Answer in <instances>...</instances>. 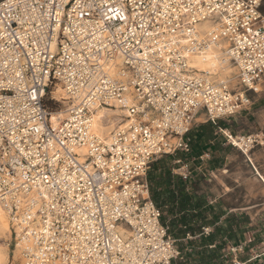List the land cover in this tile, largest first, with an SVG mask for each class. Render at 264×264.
Masks as SVG:
<instances>
[{"label":"snow or ice","instance_id":"6c2138e0","mask_svg":"<svg viewBox=\"0 0 264 264\" xmlns=\"http://www.w3.org/2000/svg\"><path fill=\"white\" fill-rule=\"evenodd\" d=\"M47 3L48 0H42L39 7L45 9ZM141 6L149 9V16L159 28L154 24L149 30L147 22H143L139 33L132 29L131 37L125 33L119 42H110L111 47L102 42L99 47L86 44L89 55L80 58L84 66L81 81L76 83L77 91L67 89L82 101L78 109L80 118L65 126L59 116H52L55 134L44 138L43 144L40 141L45 125L29 128L31 118L23 123L14 119L12 125L0 130V230L6 234L5 225L10 226L11 213L23 207L25 219L41 217L40 232L44 238L37 235L36 240L46 245L47 237L56 239L55 232L49 230L53 210L58 218L67 215L70 227L63 229L61 251L72 253L71 264H124V249L113 243L100 254L98 237L103 234L110 240H118L119 206L125 197L143 192L134 187L129 191L125 186L119 196L110 195L107 200L101 196V204L114 201L115 205L111 216L107 211L103 213L107 232L98 233L96 211H90L95 208L89 194L93 181L102 187L107 183L115 184L117 180L124 183L121 178L129 177L130 170L116 159L117 155L126 156L129 166L133 165L135 156V166L139 169L140 154L147 151L144 145L148 143L154 150L156 147L147 129L166 126L163 121L170 117L173 100L177 105L195 103L196 88L201 80L192 70L199 69L202 74L211 72L221 89L235 87L239 90L243 85L254 84L255 80L250 79L253 69L264 78V61L259 66L233 62L237 53L230 48L227 38L232 33L235 39L233 20L238 15V4L226 5L221 0H150V4ZM114 14L126 20L119 12ZM47 15L53 12L48 10ZM55 15L58 17L59 12ZM32 19L29 16L19 22L23 25ZM106 19L112 17L106 15ZM98 27L104 30L103 25ZM22 32L29 34L23 28ZM15 35L7 36L5 46L15 45ZM112 35L119 36V30ZM92 38L97 39L95 33ZM19 44H24L23 37ZM12 50L15 51V46ZM7 60L5 56V68ZM165 80L170 81L171 88ZM177 81L179 87L175 86ZM156 89H163V94ZM32 99H36L35 94ZM76 108L74 104L73 109ZM109 168L111 176L115 177L111 181L108 180ZM95 169H104L103 177ZM104 191L110 192V189ZM56 223L59 224V219ZM27 235L33 233L28 231ZM157 248L163 253L162 264L167 256L175 254L163 244L157 243ZM45 251L53 250L46 247ZM60 264H69V257L65 255Z\"/></svg>","mask_w":264,"mask_h":264},{"label":"built area","instance_id":"2783aa9c","mask_svg":"<svg viewBox=\"0 0 264 264\" xmlns=\"http://www.w3.org/2000/svg\"><path fill=\"white\" fill-rule=\"evenodd\" d=\"M221 2L240 6L238 15L233 20L235 39H232V33H229L227 38L230 48L237 53L236 57H233V62H250L259 66L261 61H264V16L260 12L261 0H221ZM41 3L42 0H0V37L3 38L0 39V49H3L0 51V121H3L0 123V130L12 125L14 119L23 123L27 118H31V123L27 125L29 128L45 125L40 141L43 144L44 138L55 134V126L51 121L52 112L63 110L66 113L62 119L65 126L74 119L80 118L78 109L82 101H78L67 89L71 87L73 93L77 91L76 83L81 81L80 72L84 66L80 63V58L89 55L86 44L99 47L102 42L108 43L111 47L110 42L114 40L119 42L124 38L125 33L131 37L132 29L139 33L141 23L147 22L151 30L155 22L149 16V9L141 6L150 4V0H48L45 9L39 7ZM9 4L11 7H6ZM53 5L58 7L53 8ZM48 10L52 11L53 15L48 16ZM57 11L58 17L55 15ZM115 12H119V15L124 16L126 20H120ZM105 14L112 19H106ZM29 16L33 18L31 22L21 25L20 19L27 20ZM237 20L241 22L237 23ZM98 25H103L104 30L102 31ZM155 26L159 28V24ZM22 28L29 34L24 35ZM118 30L120 35L114 38L112 33ZM12 33L16 34L13 36L15 45L5 46L4 40ZM92 33H95L97 39L92 38ZM21 37L24 39L23 45L19 44ZM223 40L222 37L221 41ZM14 46L15 51L12 50ZM17 53H19L18 59ZM5 56L8 57L7 68H5ZM16 72L20 75L17 76ZM192 72L201 80L202 85L196 88L195 103L177 105L173 100L170 117L163 121L166 126L163 129L160 127L147 129L156 147L154 150L148 143L144 145L147 151H142L140 154L139 169L135 166L137 162L135 156H133V165L129 166L126 156L117 155L116 159L130 170L129 177L121 178L124 183L117 180L115 184L107 183L102 187L100 183L93 181L94 186L89 194L93 197L92 203L95 208L90 211H96L98 233L107 232L103 213L107 211L111 216L112 207L115 205L114 201L101 204V196L106 200L110 195L119 196L125 190V186L129 191L134 187L143 192L142 195L133 193L130 198H124V203L119 206L121 222L116 229L119 239L113 241L108 239L107 235H100L98 237L100 254H104V250L114 243L117 248L124 249L122 253L124 264H162L163 253L157 248V243H160L168 246L169 252H175L174 255L165 258L164 264H195L177 246V240L172 236L169 225L162 222L165 209L157 207L151 199L148 180L150 166L161 157L188 152L187 135L192 130L197 116L203 115L207 122L216 124L218 121L233 118L249 110L252 106L251 97L264 94V78L253 69L250 79L255 80L254 84L243 85L239 90L235 87L221 89L217 80H213L208 74L197 75L196 70ZM164 83L172 87L169 80H165ZM57 85L63 89L66 99L57 100L53 96V90ZM175 86H180L179 81ZM156 91L163 94V89ZM33 94L36 95V99H32ZM74 104L77 106L75 110ZM157 119L160 120L159 115ZM214 134L222 136L225 144L242 155L252 167L250 158L252 151L264 145V135L259 133L237 134L218 127ZM208 158V154H205L200 159ZM174 166L171 175L186 183L191 176L188 165L178 159L175 160ZM95 170L103 177L104 169ZM108 171V180H114L115 177L111 176V168ZM83 183L81 181V184ZM105 188H109L110 192H105ZM24 217L23 207L11 213V222L16 223L18 227V232L12 229V237L15 245L18 244L20 264H60L65 255L69 257L71 264L72 253L61 251V237L65 235L63 229L70 227L67 215L58 218L53 210V224L49 230L55 232L56 239L53 241L51 237H47L46 245L36 240L37 235L44 238L40 232L41 217L37 215L33 220ZM57 219L59 224L56 223ZM21 220L23 223L20 222ZM77 227L79 228L80 225L78 224ZM84 227L87 228L88 225ZM182 228L187 230L185 227ZM209 229L211 228L201 227L199 237L203 239L211 237L212 229ZM28 231L33 235H27ZM187 231L185 235L189 237L191 232ZM245 245L244 243L228 246L226 250L213 241L205 248L208 252L218 250L225 255L234 254V260L228 264H246L241 259L238 261ZM46 247L53 251L46 252Z\"/></svg>","mask_w":264,"mask_h":264},{"label":"rangeland","instance_id":"374dc122","mask_svg":"<svg viewBox=\"0 0 264 264\" xmlns=\"http://www.w3.org/2000/svg\"><path fill=\"white\" fill-rule=\"evenodd\" d=\"M260 12L264 16V0H261ZM251 99L252 106L249 110L233 118L218 121L219 126L215 127L206 141L197 139L207 133L206 130H200V126L207 123L206 118L203 115L197 116L192 130L187 135L188 152L161 157L152 164L154 168L150 166L149 172L156 170L155 178H159L167 169L172 174L175 160L180 159L188 165L191 172L190 179L185 183L187 192L194 191L195 197L203 196V201L207 204L200 216L193 218L190 223L193 232L189 237L185 235L188 231L183 230L181 226L172 228L170 218L166 212L164 214L165 223L169 225L172 236L177 240V246L195 264H228L234 260L232 253L225 255L218 250L206 251L205 246L209 242L199 237L201 227L212 229L214 241L220 244V248L227 250L228 246L245 243L244 252L238 261L245 258L247 264H264V178L260 177L264 175V146L252 151V167L242 155L225 144L222 136L214 134L215 130L221 127L237 134L264 135V118H261V115H264V94L252 96ZM205 154H208L209 158L200 159ZM260 156L262 159H256ZM221 171L225 174L223 180L228 191L224 189V185L222 190L227 192L226 194H222L217 185V182L223 183L214 177H220ZM215 231L218 233L215 234ZM13 249L12 238L9 246V264H20V256L14 257ZM259 260L261 262H258Z\"/></svg>","mask_w":264,"mask_h":264},{"label":"trees","instance_id":"16d2710c","mask_svg":"<svg viewBox=\"0 0 264 264\" xmlns=\"http://www.w3.org/2000/svg\"><path fill=\"white\" fill-rule=\"evenodd\" d=\"M220 123L212 124L207 122L200 126V130H206L207 133L200 135L197 139L206 141L211 132ZM193 133V131H192ZM194 134V133H193ZM192 134V135H193ZM154 168V165H152ZM156 170L148 172V180L151 187V199L157 207L164 208L166 215L170 218L172 228L176 226L185 227L190 232V223L193 218H198L205 204L202 197H195L192 193L187 192L186 184L181 182L178 177L171 175L170 170H164L161 177L155 178ZM154 185V186H153ZM165 223V218H162ZM230 231V227H229ZM218 232L215 231V234ZM215 235L209 237L207 242L213 241Z\"/></svg>","mask_w":264,"mask_h":264},{"label":"bare ground","instance_id":"6f19581e","mask_svg":"<svg viewBox=\"0 0 264 264\" xmlns=\"http://www.w3.org/2000/svg\"><path fill=\"white\" fill-rule=\"evenodd\" d=\"M219 51V49H217ZM193 59H195V55H193ZM198 73L197 75H200L201 72L199 69H195ZM213 80L216 79V77H212L211 72L207 73ZM217 80V79H216ZM53 96L59 100V99H66L65 93L61 86L57 85L54 90H53ZM66 113L63 110L60 111H54L51 113V121H52V116H59L61 120L65 117ZM264 146V145H263ZM262 146V147H263ZM264 192V191H263ZM262 192V194H264ZM8 227V231L5 234L3 230H0V264H9L10 263V258H9V246L11 244L12 240V229H15L16 232H18V227H16V223L11 222L10 220V226L8 224L5 225ZM14 253V257L19 255V249H18V244L15 245L14 243V249L12 251ZM14 259V258H13Z\"/></svg>","mask_w":264,"mask_h":264},{"label":"crops","instance_id":"0c3cea01","mask_svg":"<svg viewBox=\"0 0 264 264\" xmlns=\"http://www.w3.org/2000/svg\"><path fill=\"white\" fill-rule=\"evenodd\" d=\"M261 118L263 119L264 118V115H261ZM261 148H263V147H261ZM256 159H262V156H260L259 158L258 157H256ZM212 162V161H211ZM255 169V168H254ZM223 171V170H222ZM222 171H221V175H220V177H218V176H216V175H214V177H216V179L218 178V179H220V181L223 183V184H221V183H219V182H217L218 184V187L220 188V191L222 192V194H226L227 192H223V185L224 186H226L225 184H224V180H223V176H225V174H222ZM255 171H257L256 169H255ZM261 177V179L262 178H264V175H262V176H260ZM224 189H227V191H228V188H227V186L226 187H224ZM202 198H203V196H201ZM222 234H224V232L222 233ZM214 241V240H213ZM213 241H211V242H213ZM241 261H244V262H246V264L248 263V261H247V259H245V258H241ZM258 262H261V260H259ZM255 264H256V262H255Z\"/></svg>","mask_w":264,"mask_h":264}]
</instances>
